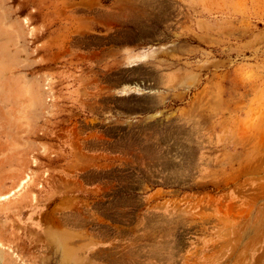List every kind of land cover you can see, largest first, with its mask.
Returning a JSON list of instances; mask_svg holds the SVG:
<instances>
[{
    "label": "rangeland",
    "instance_id": "374dc122",
    "mask_svg": "<svg viewBox=\"0 0 264 264\" xmlns=\"http://www.w3.org/2000/svg\"><path fill=\"white\" fill-rule=\"evenodd\" d=\"M62 241L264 264V0H0V248Z\"/></svg>",
    "mask_w": 264,
    "mask_h": 264
},
{
    "label": "bare ground",
    "instance_id": "6f19581e",
    "mask_svg": "<svg viewBox=\"0 0 264 264\" xmlns=\"http://www.w3.org/2000/svg\"><path fill=\"white\" fill-rule=\"evenodd\" d=\"M58 248L62 249L64 252L62 262L64 264H78L79 263V258H77L76 253L70 247L68 242H60L58 243ZM11 255V254H10ZM7 251L4 249L0 248V264H17L16 259L14 257L10 256Z\"/></svg>",
    "mask_w": 264,
    "mask_h": 264
}]
</instances>
